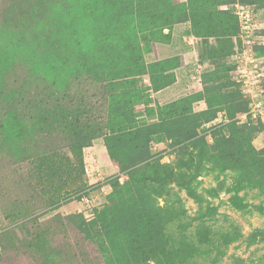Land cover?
Segmentation results:
<instances>
[{
  "label": "rangeland",
  "instance_id": "374dc122",
  "mask_svg": "<svg viewBox=\"0 0 264 264\" xmlns=\"http://www.w3.org/2000/svg\"><path fill=\"white\" fill-rule=\"evenodd\" d=\"M238 1L264 22V0H0V264L264 255V120H240L223 9ZM255 47L264 61V29Z\"/></svg>",
  "mask_w": 264,
  "mask_h": 264
},
{
  "label": "built area",
  "instance_id": "2783aa9c",
  "mask_svg": "<svg viewBox=\"0 0 264 264\" xmlns=\"http://www.w3.org/2000/svg\"><path fill=\"white\" fill-rule=\"evenodd\" d=\"M223 9H231L239 24V31L233 37L231 61L234 80L248 102V110L239 116L240 120L242 123L264 120V61L255 48L257 31L264 29V22L259 19V13L253 4L238 1L224 5ZM184 41L189 47L195 48L198 38L186 34ZM194 61L192 79L202 86V73L206 66L198 59ZM85 170L88 174L94 171L92 166H86Z\"/></svg>",
  "mask_w": 264,
  "mask_h": 264
},
{
  "label": "trees",
  "instance_id": "16d2710c",
  "mask_svg": "<svg viewBox=\"0 0 264 264\" xmlns=\"http://www.w3.org/2000/svg\"><path fill=\"white\" fill-rule=\"evenodd\" d=\"M242 3H244V2H242ZM250 4V3H249ZM225 10V9H224ZM225 11H229V12H231L232 13V15H234V18H235V21H236V31H235V33H234V35H236L237 33H238V31H239V24H238V19H237V17H236V15L234 14V12L230 9V10H225ZM187 34H192V35H194V36H196L197 38H198V41H197V44L199 43V41H200V38L195 34V33H193V32H189V33H187ZM233 46H234V44L232 45V53H233ZM256 48V47H255ZM256 51H257V49H256ZM199 60V59H198ZM200 61V60H199ZM201 63H202V61H200ZM202 64H204V63H202ZM205 65V64H204ZM207 67V66H206ZM205 67V68H206ZM236 85H237V83H236ZM238 86V85H237ZM239 87V86H238ZM240 90V89H239ZM241 92V91H240ZM245 101H246V103H247V105H246V111L248 110V102H247V100L245 99ZM245 111V112H246ZM84 170H85V165H84ZM189 195L191 196V197H193L194 199H196V200H198L199 201V199H200V197L198 196V195H196V194H193L192 192H189ZM229 235H231L230 233H228V231H224V232H221V237L225 240L226 238H228L229 237ZM203 254L202 255H200L199 257H202L203 255H205V254H209V251L207 250V248H205L204 250H203V252H202ZM205 257V256H204ZM192 263L193 264H200V261H199V259H198V257L197 258H195V260L194 261H192ZM252 264H264V255H262L258 260H255V261H253L252 262Z\"/></svg>",
  "mask_w": 264,
  "mask_h": 264
},
{
  "label": "crops",
  "instance_id": "0c3cea01",
  "mask_svg": "<svg viewBox=\"0 0 264 264\" xmlns=\"http://www.w3.org/2000/svg\"><path fill=\"white\" fill-rule=\"evenodd\" d=\"M186 35V34H185ZM184 35V36H185ZM198 45V44H197ZM197 45H196V47H197ZM186 46H188L187 44H186ZM196 47L195 48H191V47H189L188 46V48H190L191 50L190 51H187L186 53H185V58H184V60H185V64H187V65H189L190 67H193V64H194V60L195 59H198V57L196 56L197 55V49H196ZM207 64H205V66H206Z\"/></svg>",
  "mask_w": 264,
  "mask_h": 264
}]
</instances>
